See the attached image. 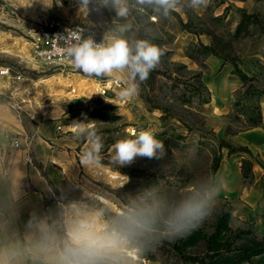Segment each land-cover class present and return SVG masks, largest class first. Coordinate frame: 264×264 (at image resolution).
Wrapping results in <instances>:
<instances>
[{
	"label": "rangeland",
	"instance_id": "rangeland-1",
	"mask_svg": "<svg viewBox=\"0 0 264 264\" xmlns=\"http://www.w3.org/2000/svg\"><path fill=\"white\" fill-rule=\"evenodd\" d=\"M230 1L233 0H207L199 10L189 7V0H179L173 11L175 15L165 17L163 11L151 15L144 11L153 5H138L136 0H127L130 12L124 19L117 17L103 0H90L87 7L81 1L63 2L58 14L52 13V6L45 7L41 0H0V67H9L13 74L22 75V82L15 86L23 87L25 99L30 105H40L42 101H36L37 92L43 94L54 82L56 88L72 93L69 77L80 75L90 79L89 83L76 88L79 96L59 99L69 112L72 108L91 110L87 120L89 136L99 137L103 143L101 151L93 153L91 160L84 162L83 166L79 162L84 171L80 173V179L83 182L81 193L85 199L80 198V192H72V201L63 202L61 225L64 239L67 240L65 220L72 205L94 211L98 217V230L94 229L89 218L80 220L75 214L69 227L72 232L87 226V230L97 237L112 238V250L94 264H164L166 261L173 264L174 258L168 252L170 245L187 234L177 235L173 230L175 209L186 202L203 203L206 216L197 228L209 232L218 208L228 202L217 196L219 184L214 164L215 159L221 163L222 157L218 140L223 139L228 144L232 140L237 144L239 140L233 135L243 132L256 121L260 111L258 100L252 95L240 100L245 91V87H242L233 94L229 109H225L218 103L219 96H214L216 89L211 87L218 72L215 73V69L211 71V65L203 64L204 60H192L194 62L187 65L179 59L189 45L201 42L206 43L204 45L215 44L220 54L222 47H225L224 54L236 60L238 67L243 58L255 62V51L264 34L260 33L262 25L250 27L248 34L234 41L231 38L236 28L234 18L225 21L229 10L238 15ZM222 2L228 4V11L225 16L224 11L215 17L217 7ZM63 7L69 9L68 13L63 14ZM50 17L77 20L89 25L92 23L106 43L113 36L124 34L130 43L145 40L158 47L162 55L155 70L162 75L157 77L153 90L148 92V88L137 80L139 93L135 97L121 99L119 92L128 81L126 73H117L112 78L72 72L60 74L35 62L31 51V29L37 19ZM177 17L183 24L190 21L196 30L203 33L196 36L182 31ZM129 23L131 28L121 32V26ZM258 65L263 74L248 76L255 77V86L264 84V67ZM198 73L206 88L203 96L209 100L204 105H200L197 99L191 103L183 99L189 97L188 85L194 83L192 76ZM34 83H37L36 88H33ZM148 97L154 99L156 108L146 101ZM103 102L106 104L102 105ZM144 130L151 131L164 143V154L157 152L156 158L151 159L137 157L127 166L113 162L112 145L120 139L134 138L135 134ZM111 215L121 220L130 233L136 231L153 244L150 253L154 260H140L138 249L132 246L128 238L108 230ZM152 225L154 227H150ZM230 225L234 230L249 228L257 234L251 222L241 224L239 220H232Z\"/></svg>",
	"mask_w": 264,
	"mask_h": 264
},
{
	"label": "crops",
	"instance_id": "crops-1",
	"mask_svg": "<svg viewBox=\"0 0 264 264\" xmlns=\"http://www.w3.org/2000/svg\"><path fill=\"white\" fill-rule=\"evenodd\" d=\"M230 3L246 13L264 16V0H233ZM227 6L225 2L219 4L215 17L222 15ZM228 12L230 14L226 15L225 21L234 18L236 27L239 16L234 11ZM260 40L254 55L255 62L240 58L239 67L247 76L263 74L258 64L264 67V34ZM179 60L187 65L194 62L185 54ZM203 64L211 65V71L215 69L214 72H218L216 80L215 77L212 80L211 87L216 89L213 95L219 96V105L229 109L233 94L243 89L241 80L232 73L233 67L221 59L209 56ZM89 82L90 79L80 75L69 77L72 93L56 88L54 82L43 94L37 92L36 100L42 101L40 105H30L23 87L10 84L0 76V264H44L45 254L32 247L41 241L42 224L55 238L54 246L64 247L63 202L72 201V192H80V198L85 199L80 179L84 161L79 158L91 146L87 120L92 112L86 108H72L69 112L59 99L79 96L76 88ZM257 100L260 124L250 125L238 135H233L239 140L237 144L232 140L229 142L234 147L246 148L250 155L242 152L229 154L227 149H222L216 177L219 184L217 196L227 200L233 208L230 224L232 220H239L241 224L251 222L257 234L264 237V92ZM58 125L61 132L56 131ZM14 139L20 141L19 149L9 148L10 141ZM27 157L31 159L30 164ZM243 160L252 164L250 182H245L242 177ZM74 214L80 220L89 218L94 229H99L98 217L93 210L72 205L65 220L67 235Z\"/></svg>",
	"mask_w": 264,
	"mask_h": 264
},
{
	"label": "clouds",
	"instance_id": "clouds-1",
	"mask_svg": "<svg viewBox=\"0 0 264 264\" xmlns=\"http://www.w3.org/2000/svg\"><path fill=\"white\" fill-rule=\"evenodd\" d=\"M41 2L45 7H51L53 0H41ZM89 2L90 0H82L84 7H87ZM136 2L138 5H153L156 10L162 9L163 15L168 17L176 10L179 0H136ZM103 3L110 5L117 17L127 19L129 16L127 0H103ZM206 3L207 0H189L188 6L196 9L205 6ZM129 28H131L130 23L122 25L120 31L124 32ZM64 53L74 69L89 76L112 78L117 73H126L128 81L126 87L119 92L121 99L132 98L139 93L137 80L145 81L162 55L160 49L148 41L136 40L130 43L122 36H113L107 44L85 39L75 45L66 46ZM89 140L90 149L81 156L84 162L91 160L92 154L99 153L103 148L99 137L90 135ZM164 150V143L151 131L144 130L135 134L134 138L117 140L112 145L114 152L112 160L121 166H127L137 157L156 158L157 152L163 155ZM205 216L203 203H183L173 213V230L177 235L186 234L197 228ZM40 231L43 234L41 241L32 247L36 252L45 254L44 264H94L114 246L112 238L97 237L87 230V226H81L80 229L70 232L62 249L54 246L55 238L49 235L50 230L46 225H40ZM51 252L54 254L47 255Z\"/></svg>",
	"mask_w": 264,
	"mask_h": 264
},
{
	"label": "trees",
	"instance_id": "trees-1",
	"mask_svg": "<svg viewBox=\"0 0 264 264\" xmlns=\"http://www.w3.org/2000/svg\"><path fill=\"white\" fill-rule=\"evenodd\" d=\"M143 9V8H142ZM148 15L157 14L163 11L162 9L156 10L155 6L151 9L144 10ZM228 8L225 9L224 16ZM239 15V22L235 28L234 34L231 38L235 41L242 35L248 34L250 27L262 25L260 33H264V18L256 13H246L244 10L236 9ZM175 15L174 12L171 13ZM178 23L182 31L201 35V30H196L193 24L188 21L183 24L182 20L177 17ZM262 19V20H261ZM122 37H125L124 34ZM192 47V48H191ZM192 49V50H191ZM222 54L217 51L214 45H204L198 42L195 45H189L185 52L186 57L194 61H203L209 56L221 59L224 64H230L233 67L232 73L236 75L242 82L245 91L242 93L241 99H247L248 95H252L257 99L264 92V84L255 86L253 82L255 77H248L237 65L236 60L230 59L225 55V47H222ZM185 67V66H182ZM159 70H152L149 77L142 83L148 88V92L153 90L154 84L158 76H161ZM194 83L188 85L189 97L183 98L188 103L197 99L200 105L209 102L208 98L203 96L206 88L201 81V74H194L192 76ZM147 102L151 107L156 108L153 98H147ZM101 117H106L102 116ZM260 112L257 115L256 121L251 125L260 124ZM227 149L229 154L233 153H247L250 152L243 147H234L228 144L225 140H218V149ZM219 161L215 159L214 170L218 168ZM251 162L243 160L241 164V173L245 182H250L251 176ZM91 193V192H88ZM233 208L229 203L221 205L216 213L215 221L209 232L201 228H195L188 232L185 236L177 238L171 245L168 252L174 258L173 264H264V237H259L253 230L247 229H232L230 226V219ZM110 217V215L108 216ZM111 222H108V230L115 231L128 238L135 248L138 249V258L140 260H154L153 255L150 253L152 243L147 239L140 236L136 231L130 233L128 227L116 216L111 215ZM156 224H154L155 226ZM153 225L150 227H154ZM158 227V226H155ZM164 264H169L167 261Z\"/></svg>",
	"mask_w": 264,
	"mask_h": 264
},
{
	"label": "built area",
	"instance_id": "built-area-1",
	"mask_svg": "<svg viewBox=\"0 0 264 264\" xmlns=\"http://www.w3.org/2000/svg\"><path fill=\"white\" fill-rule=\"evenodd\" d=\"M68 1L71 3L82 2V0H53L50 11L58 14L63 2ZM85 39H91L94 43L107 44L106 40L99 36L92 23L89 25L77 20L69 21L58 17H50L45 20L37 19L31 29L32 59L53 72L84 74L72 67L64 49L66 46L75 45ZM0 76L13 85L19 84L23 80L21 74H13L9 67H0ZM56 131L61 132V126L58 125ZM20 147L21 143L17 139L9 143L10 149H19ZM26 160L29 164L31 163L30 157H27Z\"/></svg>",
	"mask_w": 264,
	"mask_h": 264
},
{
	"label": "bare ground",
	"instance_id": "bare-ground-1",
	"mask_svg": "<svg viewBox=\"0 0 264 264\" xmlns=\"http://www.w3.org/2000/svg\"><path fill=\"white\" fill-rule=\"evenodd\" d=\"M68 10H69V9H68L67 7H63L61 11L63 12V14H66V13H68ZM81 13H82V12H81ZM23 49L27 50L26 48H22V50H23ZM22 50H21V51H22ZM44 82H47V80L44 81ZM36 87H37V83H34V84H33V88H36ZM35 91H36V90H35ZM33 92H34V91H33ZM49 99H50V101H53V98H49ZM40 100H41V99H37V100H36L37 103L40 102ZM73 128H74V127H73ZM132 258H133V257H132Z\"/></svg>",
	"mask_w": 264,
	"mask_h": 264
}]
</instances>
